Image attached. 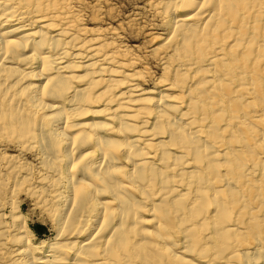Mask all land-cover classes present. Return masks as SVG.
I'll return each mask as SVG.
<instances>
[{"label": "bare ground", "instance_id": "obj_1", "mask_svg": "<svg viewBox=\"0 0 264 264\" xmlns=\"http://www.w3.org/2000/svg\"><path fill=\"white\" fill-rule=\"evenodd\" d=\"M149 6L145 88L83 0H0V264H264V0Z\"/></svg>", "mask_w": 264, "mask_h": 264}, {"label": "rangeland", "instance_id": "obj_2", "mask_svg": "<svg viewBox=\"0 0 264 264\" xmlns=\"http://www.w3.org/2000/svg\"><path fill=\"white\" fill-rule=\"evenodd\" d=\"M153 1L155 0H83L85 10L82 16L85 23H88V26L98 23L102 28H114L120 36L121 45L129 48L134 56L140 57L141 61H144V66H148L146 68H149L150 76L147 78L148 81L146 79L145 88H151L153 82L161 74L159 66H155L157 65L155 59L152 58V60L151 56H146L151 48L149 47L151 44L148 42H152L151 36L162 34L166 30L165 26L160 23L162 22L161 17L159 18L153 7L149 6ZM93 14L100 16L98 22L92 19ZM144 57H147L146 61ZM142 62L140 65H143ZM23 212L27 217H25L27 223L34 226V242L39 239L51 240L55 236V231L52 230L48 219L44 215L41 216L39 212L33 211L27 201L23 206Z\"/></svg>", "mask_w": 264, "mask_h": 264}]
</instances>
